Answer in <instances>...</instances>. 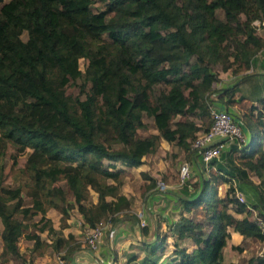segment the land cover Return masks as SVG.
Here are the masks:
<instances>
[{"label":"trees","instance_id":"trees-1","mask_svg":"<svg viewBox=\"0 0 264 264\" xmlns=\"http://www.w3.org/2000/svg\"><path fill=\"white\" fill-rule=\"evenodd\" d=\"M99 1L102 9L94 8V0H0L3 254H18L21 236L32 239L35 247L39 244L37 234L25 232L26 220L32 217L38 216L36 223L43 222L41 231L56 233L45 215L48 208L59 211L60 221H66L76 205L88 226L103 219L115 222L119 213L128 212L131 203L119 193L122 166L140 165L156 145V136H135L136 130L145 126L142 113L153 116L165 140L187 147V137L192 139L200 125L174 119L194 111L205 121L202 129L210 127L214 107L205 101L212 81L206 61L232 55L233 63L249 68L255 50L262 45L255 38V47L250 46L251 30H244L248 38L241 41L230 25L249 0H185L190 13L183 15L174 5L169 8V0ZM251 1L258 10L264 9V0ZM217 7L223 8L225 23L217 18ZM204 39L206 44H202ZM223 41L222 52L216 53L213 46ZM192 54L198 62H188ZM81 58L85 60L84 81L79 84V95L72 98L64 87L82 75ZM161 82L167 88L153 99V86ZM243 101L239 100L248 103L256 117L247 122L242 119L250 133L248 139L240 146L231 142L221 153L222 159H212L208 167L216 160L223 162L232 152H244L247 156L241 165L217 162L218 173L221 177L237 173L246 177L247 170L254 171L264 192V104L260 108ZM215 108L228 110L222 101ZM113 143L121 146L112 147ZM9 145L17 152L31 148L22 167L29 178L31 205L23 203L19 186L3 185L1 158ZM117 162L122 163L121 168L116 167ZM59 176L65 179L66 188L55 184ZM209 181L204 179L193 197H179L183 211L192 216L181 214L177 235L190 237L196 246L187 251L175 243L169 264H225L222 250L229 229L264 239V223L231 212L245 210L237 198L229 196L230 190L220 198L208 197ZM185 186L188 190L189 185ZM90 190L97 193V201L86 206L83 201ZM106 195L115 198L107 200ZM203 211L209 225L206 235V224L193 219V214L202 215ZM103 215L107 218H101ZM62 241L56 238V243ZM258 264H264V258Z\"/></svg>","mask_w":264,"mask_h":264},{"label":"rangeland","instance_id":"rangeland-1","mask_svg":"<svg viewBox=\"0 0 264 264\" xmlns=\"http://www.w3.org/2000/svg\"><path fill=\"white\" fill-rule=\"evenodd\" d=\"M249 2L250 3L247 4L248 6H246L244 10L239 12L237 11L236 18L231 21L230 25L235 28V30L237 31V37L240 38L241 41L248 38L247 35L244 33V30L253 31V38L251 37L250 39L251 47H255V38H259L261 40L262 45L258 47L254 53V58L260 59L264 55V26L257 28L254 22H256V20L258 19L264 20V9L258 10L255 5L252 4L251 0H249ZM93 5L95 9L103 8V5L99 0H94ZM173 5L174 7L178 8L181 15H183L184 13H190L189 5L185 0H169V8H172ZM215 14L217 18H219L222 22H226L227 18L224 14L222 7H217L215 9ZM238 26H240L241 29H239ZM253 26L255 29H252ZM22 38H26L25 32L22 34ZM206 42L207 40L204 39L202 44H206ZM223 44H225V41L220 44H216L215 46H213L212 49L215 50L216 53L217 51L222 52ZM231 51L232 47L229 46L228 54H231ZM232 60L233 56L227 55L216 57L213 60L206 61L209 67V72L212 75V81L208 90V96L206 95L205 97V101L210 104V107H215L219 105V102L221 103V101L225 102V107L233 114V116H235L236 119H243L247 122L248 118L252 117V119H255L256 117H253L250 112L251 110H248V103L239 102V100H244L246 98H241L238 93L239 89L237 87L238 83L236 81V78H238V76L236 78L234 77V79L229 76L230 73L232 75L239 74V76H243L244 79L250 76L252 73L249 72L250 67H239L236 63H233ZM188 62H198L197 56L195 54H192L190 57H188ZM79 66L82 71V75L76 80L70 81L64 87L65 92L70 94L72 98L79 95V84L84 81L85 60L83 58L79 59ZM166 88L167 86L163 82L154 85L152 89L153 99H155L160 90ZM80 97H83V95H80ZM261 98L262 99L259 98L256 105L260 108L264 104V96ZM255 113L256 112H254V114ZM179 119L189 121L193 120L196 124L200 125V129L204 128L205 126V121L201 119L198 115H196L194 111L187 112L185 115H177L174 120ZM142 121L144 122L145 126L138 128L136 130L135 136L141 138L146 136H156V145L154 150L148 153L147 155L143 156L142 158V163L144 162L149 164V169H147V172L149 173H146L144 175V179H146L147 181L143 184V187L145 184H148L149 186H156L157 177L159 179L164 180L166 183H175L177 185L179 181L178 168L180 163L183 160H186L187 156L191 158V156L194 155L193 157L195 160V169H193L192 176L186 182L188 185L194 188V191L191 189L186 190L185 185H179L176 189L179 192V197H193V195L196 194V192L199 190L201 182L204 179L210 180L208 190V197L210 199L223 197L226 191L230 190L229 196L235 197L240 201V199L236 196V193H239L244 198V201L240 202L241 207L245 211L242 213H236L234 211L231 212H233L237 217H242L247 214L250 219H253L259 223L264 222V213H262V211L264 210V200H262V198H264V192L259 186L260 177L254 171L247 170L246 177H243V175L239 173H237L238 175L233 177H221L217 169V162H219V160L214 161L208 167L207 171L205 170L201 158L198 155L193 154V150L190 149L189 137H187L186 139L187 147L184 145H179L176 141L168 142L162 136H160V132L155 126L153 116L142 113ZM170 126H174L172 122H170ZM120 146L121 144L119 143L112 144V147ZM30 151L31 148L27 147L23 151L17 152L14 146L9 145L6 154L1 158V163L3 165V185L6 187L19 186L21 188L23 203L25 205H31V196L28 195L29 178L22 172V167L24 166L26 158ZM245 156L247 155L244 152H232L229 156H227L225 160H223L226 161L229 165L230 162L235 164L238 163L241 165ZM253 158L255 157L253 156ZM224 161H221L219 163H222L224 165ZM121 164L122 163L117 162L116 167L121 168ZM129 168L131 167H126V169H124V175L125 173H127V170ZM107 181L112 182L111 179H108ZM131 183L133 186H137V183L135 182V180H133V178H131ZM55 184L61 185L63 186V188H66L65 179L63 178V176H59ZM176 185H173V188ZM92 197L93 194H91L90 191L88 198L83 201V204L88 206L91 203ZM68 200H70V202H73L70 195L68 196ZM174 201L177 204L181 203L179 198H175ZM71 212L72 210L70 211V213ZM203 213L204 214L202 215L193 214V219L206 224L204 227V233L206 235L209 230V225H207L208 222L206 217L204 216L205 211H203ZM18 216L20 218V215ZM189 216H192V214H190ZM102 217L107 218L106 215L101 216V218ZM37 218L38 216H35L26 220V222L28 223V227L25 232L37 234L39 236V244L35 247L33 245L32 239H28L25 236H21L17 240L18 254H3L2 240L0 237V264H26L27 262H31L32 259H35L37 257H57L58 255L65 259L71 251L76 250L81 246V242L77 241V239L73 235L68 234V238L65 237V220L56 222V233H51L47 230H40V226L43 225V222H34V220H36ZM1 229L2 222H0V232ZM80 229L82 236H79H81V238H83L84 240L83 233L85 228L83 227V225H81ZM56 238H62L63 241L58 244L56 243ZM55 247H58V250ZM247 247L249 252H251L250 255H252L250 258L248 257V259L246 255L248 252H246L244 255L241 256L242 258L240 257L241 259L239 261V264H258L260 258H264V239L256 240L254 238H251V243H248ZM257 253H259L260 255H258ZM145 262L146 260L144 261L143 259V261L141 260L139 263L142 264Z\"/></svg>","mask_w":264,"mask_h":264},{"label":"crops","instance_id":"crops-1","mask_svg":"<svg viewBox=\"0 0 264 264\" xmlns=\"http://www.w3.org/2000/svg\"><path fill=\"white\" fill-rule=\"evenodd\" d=\"M249 70L252 74L244 79L239 74L232 75L230 73L229 77L234 79L238 76L236 81L239 95L241 98H246L244 101L249 100L257 105L259 98L264 96V55L260 59L255 58ZM236 120L241 122L240 119ZM241 123L248 139L249 130L243 121ZM193 156L189 159L195 169ZM122 167L126 169L125 166ZM148 167L149 164L143 162L137 167L129 168L125 173L119 193L129 199L130 209L128 212L119 213L117 220L109 223L95 250L89 249L81 238L80 226L85 227L83 215L76 205L71 209L72 212L66 219V227H64L65 237L68 238V234L73 235L77 241L81 242V246L67 255L64 264H141L139 262L143 259L146 262L142 264H169L175 255L173 253L175 243L187 251L196 246L190 237L179 238L177 235L181 214L189 215L188 212L183 211L181 203L177 204L174 201L175 198H179V192L176 190L179 184L167 183V188L163 191L148 184L143 187L147 181L144 179V175L149 173L147 172ZM131 178L137 183L136 187L132 185ZM158 179L157 177L156 182ZM173 185L177 187L173 188ZM182 185L185 184L180 186ZM189 189L193 190L190 185ZM90 191L93 194L91 203H95L97 193L93 190ZM114 198L112 195H106L107 200ZM45 215L51 219L54 227H56V222H60L61 213L54 208H48ZM229 230L230 237L222 250L223 260L225 264H239L241 256L246 252H248L247 258L252 255L247 247V244L251 243V238L232 229ZM160 243L162 244L160 247H154ZM57 257H37L32 262L34 264H53Z\"/></svg>","mask_w":264,"mask_h":264},{"label":"built area","instance_id":"built-area-1","mask_svg":"<svg viewBox=\"0 0 264 264\" xmlns=\"http://www.w3.org/2000/svg\"><path fill=\"white\" fill-rule=\"evenodd\" d=\"M256 27L264 26V20H256ZM211 124L207 130L201 129L196 132V135L189 140L190 149L193 154L198 155L204 164L205 170L208 171V163L212 159L219 158L221 153L229 148L231 142H236L238 146L245 143L247 140L244 126L237 121L229 110L222 108L211 109ZM193 173V164L191 159L183 160L178 168L179 181L178 184H185ZM156 187L163 191L167 188V183L158 179ZM236 196L241 202L244 198L241 194L236 193ZM108 220H100L94 226L85 225L84 242L91 250H95L100 239L109 225ZM63 257L58 256L53 264H64ZM26 264H34L27 262Z\"/></svg>","mask_w":264,"mask_h":264}]
</instances>
